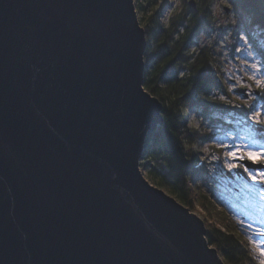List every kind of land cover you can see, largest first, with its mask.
Masks as SVG:
<instances>
[{"label":"water","instance_id":"95a60500","mask_svg":"<svg viewBox=\"0 0 264 264\" xmlns=\"http://www.w3.org/2000/svg\"><path fill=\"white\" fill-rule=\"evenodd\" d=\"M141 26L135 0H0V264H226L141 167Z\"/></svg>","mask_w":264,"mask_h":264},{"label":"trees","instance_id":"16d2710c","mask_svg":"<svg viewBox=\"0 0 264 264\" xmlns=\"http://www.w3.org/2000/svg\"><path fill=\"white\" fill-rule=\"evenodd\" d=\"M194 1L195 7L191 0H182V6L165 19L163 10L168 0H135L148 40L144 85L163 103V122L146 139L141 167L154 184L168 190L191 210L196 204L206 210L210 217L206 219L207 238L218 248L226 264H256L228 210H219L218 204L197 183L201 168L199 151L194 145L202 136L189 126L192 112L198 111L213 120L215 109L223 112L235 109L245 118L249 112L246 105L235 107L228 103L230 92L216 63L215 44H202L198 40L200 31L213 24L214 0ZM233 9L245 16L244 24L254 32L264 28V0H235ZM253 38L256 53L264 62V45L258 36ZM214 121L226 124L224 120ZM228 125L227 128L235 126ZM225 145L211 147L226 151L232 147ZM229 179L227 189L237 194L240 186L235 179L230 176Z\"/></svg>","mask_w":264,"mask_h":264},{"label":"rangeland","instance_id":"374dc122","mask_svg":"<svg viewBox=\"0 0 264 264\" xmlns=\"http://www.w3.org/2000/svg\"><path fill=\"white\" fill-rule=\"evenodd\" d=\"M226 3H231V1L214 0L215 19H213L212 25L200 31L198 40L202 44H215V53L218 56L216 63L221 69L220 73L228 85V90L231 89L228 97L232 105L240 107L245 105L244 101L249 103L255 101L254 107L259 108L264 105V93L261 91V86L249 77L255 72L250 67L251 64L264 65L263 58L256 53L253 38L258 36V41L264 45V28L256 29L254 32L247 27V24H244L245 16L238 14L233 7L227 8ZM180 6H182V0H168L167 7L163 10L165 19ZM249 33L253 37H250ZM255 75L257 79L264 78V67H261L259 72H255ZM243 88H246V91H242ZM220 94L222 93L220 92ZM249 94H251V99ZM248 112L249 115L245 118L235 109L225 112L215 109L212 113L214 120H224L226 122L224 124L194 111L190 116L189 126L196 128L202 136L194 145L199 151L198 165L201 168L197 183L210 196V199L212 198L211 200L218 204L219 210H228L255 257V263L260 264V260L264 259V256L260 255L258 244L254 241L264 240V235H258L264 229V184L257 183L252 179L246 180L247 178H243V175H238L239 179H235L236 184L240 186L238 193L227 189L230 184V175L228 176V174L232 176L236 174L234 168L228 169L227 164L240 163V161L231 159L226 153L235 150L237 146L243 151L246 149L245 146L264 147V138H260L263 140L262 142L258 140L260 133L258 126L262 125L249 119L251 114L249 109ZM229 123L235 124L234 128H227ZM225 143L232 146L228 151L222 150V148L215 150L211 147H220ZM143 172L147 176L145 170ZM230 178L232 177L230 176ZM238 194L244 198H238ZM243 205L249 206V209L255 211V214L253 212L251 215V212L246 210ZM228 206H232V209ZM192 211L199 214L205 221L210 218L200 204H196Z\"/></svg>","mask_w":264,"mask_h":264},{"label":"snow or ice","instance_id":"6c2138e0","mask_svg":"<svg viewBox=\"0 0 264 264\" xmlns=\"http://www.w3.org/2000/svg\"><path fill=\"white\" fill-rule=\"evenodd\" d=\"M234 3L235 0H232V3H226V7L231 9ZM237 50L239 51L240 49ZM245 63L247 62L245 61ZM250 67L254 69L255 72H259L261 67H264V65L253 63L250 65ZM255 72L249 78L255 80L256 83L261 86L262 93H264V78L257 79ZM229 91H231V89H229ZM249 96L251 99V94H249ZM221 99L223 100L224 97H221ZM228 103H231V101H228ZM244 104L251 112L249 119H251L258 125L264 126V105H261L259 106V108H256L254 107L255 101H253V103L244 101ZM223 146L227 147L226 145ZM226 155L234 160L243 161L247 159L248 161L251 162L252 165L264 166V147H261L257 151H252V150L243 151L239 146H237L235 150L229 151L228 153H226ZM227 167L229 170L237 167L242 168L245 172H247L248 176L251 177L252 180L256 181L257 183L264 184V167L257 168L255 171H253L248 164H244V163H228ZM258 235H264V229H262L258 233ZM254 243L258 244L260 255L264 256V240H261L259 242L254 241ZM260 264H264V259L260 260Z\"/></svg>","mask_w":264,"mask_h":264},{"label":"flooded vegetation","instance_id":"af4514ba","mask_svg":"<svg viewBox=\"0 0 264 264\" xmlns=\"http://www.w3.org/2000/svg\"><path fill=\"white\" fill-rule=\"evenodd\" d=\"M258 136L259 137H261V138H264V131H261L259 134H258ZM240 163H244V164H246L245 163V161L243 160V161H240ZM253 171H255L257 168H252V167H250ZM234 170H235V175L234 176H231L232 177V179H239L238 178V175H243L244 177L243 178H247V180H249V179H251V177H249L248 176V174H247V172H245L242 168H234ZM229 175V174H228Z\"/></svg>","mask_w":264,"mask_h":264},{"label":"bare ground","instance_id":"6f19581e","mask_svg":"<svg viewBox=\"0 0 264 264\" xmlns=\"http://www.w3.org/2000/svg\"><path fill=\"white\" fill-rule=\"evenodd\" d=\"M258 140H260L261 142L263 141V140H261V139H258ZM249 148H251V150L253 149L252 151H257V150H259L261 147H258V146L250 147V146H248V147H246L245 151H248ZM258 148H259V149H258ZM243 206H245V205H243ZM247 207H248V208H247ZM245 209L248 210V211H250V212H251V215L253 214V212H254V214H255V211L249 209V206H245ZM238 211H240V210H238ZM244 214L247 215L248 213H244Z\"/></svg>","mask_w":264,"mask_h":264},{"label":"built area","instance_id":"2783aa9c","mask_svg":"<svg viewBox=\"0 0 264 264\" xmlns=\"http://www.w3.org/2000/svg\"><path fill=\"white\" fill-rule=\"evenodd\" d=\"M165 16V15H164Z\"/></svg>","mask_w":264,"mask_h":264}]
</instances>
